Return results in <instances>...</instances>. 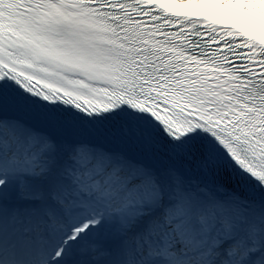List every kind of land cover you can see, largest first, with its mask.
<instances>
[{
  "label": "snow or ice",
  "instance_id": "obj_1",
  "mask_svg": "<svg viewBox=\"0 0 264 264\" xmlns=\"http://www.w3.org/2000/svg\"><path fill=\"white\" fill-rule=\"evenodd\" d=\"M0 264H264V0H0Z\"/></svg>",
  "mask_w": 264,
  "mask_h": 264
}]
</instances>
